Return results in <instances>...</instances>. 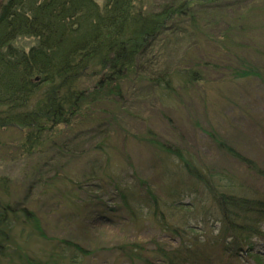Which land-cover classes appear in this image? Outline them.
<instances>
[{"label":"rangeland","instance_id":"obj_1","mask_svg":"<svg viewBox=\"0 0 264 264\" xmlns=\"http://www.w3.org/2000/svg\"><path fill=\"white\" fill-rule=\"evenodd\" d=\"M183 1L186 3L137 0L136 8L160 11L165 5L173 8ZM98 2L105 4V0ZM187 2L193 5V17L200 20L194 23L202 25L206 37L212 39L206 41L204 36H196L193 24L184 20L186 17L169 21L166 31L152 40L144 55L142 64L149 61L143 69H149L148 72L125 79L123 99L111 93L97 97L98 104H92L82 117L52 130L48 128L39 145L27 140L29 129L12 125L0 128V210H32L41 227L36 231L33 224L19 216L13 225L15 238L11 245L8 249L0 247L7 253L0 254V264H25L27 256L32 262L48 264L52 253L63 264H74L70 262L74 259V244L90 253L79 257L81 264H121L123 259L115 250L120 244L136 241L152 247L154 237L156 243L165 241V235L156 228H137L141 223L135 226L117 219H94L93 203L97 204L95 210L106 207V212L121 207L127 218L129 213L122 207L123 200L137 209L144 206L141 209L149 214L146 206L157 197L170 221L176 223L178 219L185 230L187 219L180 211L171 210L170 205L177 200L183 204L194 202L205 207L207 213L189 214L187 221L198 222L196 229L204 228L197 230L199 238L217 241L223 234L217 207L212 205L214 195L184 172L178 153L215 175L220 193L249 199L264 195V82L257 77L234 75V69L246 70L240 60L249 52L244 49L241 56L238 49L232 50L223 63L219 53L222 49L215 44L216 37L231 32L243 48L254 46L258 55L255 63L262 67L264 0ZM36 43L35 38H20L14 45L28 51ZM208 52L215 55L212 62L220 66L209 64ZM225 66L227 71L222 68ZM183 71H200L203 81L175 83L172 102L164 104L157 95L158 86L149 79ZM261 73L264 77V68ZM81 75V90L93 97L103 76L93 72L90 75L85 70ZM101 144L111 148L119 190L115 186L102 187L104 183L99 181L104 165L97 149ZM158 144L170 148L171 154L158 152ZM74 185L80 188L76 190L79 194H75L80 199L76 205ZM85 204L88 207L84 210ZM171 245L175 248L178 244ZM216 247L211 250L217 252L220 261L224 259L222 242ZM256 250L264 258V244H258Z\"/></svg>","mask_w":264,"mask_h":264},{"label":"trees","instance_id":"obj_2","mask_svg":"<svg viewBox=\"0 0 264 264\" xmlns=\"http://www.w3.org/2000/svg\"><path fill=\"white\" fill-rule=\"evenodd\" d=\"M136 1L105 0L104 6H101L98 0H0V128L12 125L19 129H29L27 140L39 145L48 128L52 130L82 117L91 109L92 104H98L95 101L97 97L102 98L111 93L123 99L125 79L139 72H148L149 69H143L149 61L147 59L142 64L144 55L152 40L166 31L171 20L175 22L186 17L184 20L193 24L191 27L196 36H204L206 41L212 39L206 37L202 25L194 23L200 20L193 17L195 10L192 1L188 3L185 0L186 3L183 1L173 8L165 5L160 11L137 9ZM20 38H35L37 43L28 51L21 50L14 45ZM215 44L223 51L219 52L223 63L228 61L232 50L238 49L237 53L241 56L244 49L246 53L249 52L240 60L247 66L246 70L241 72L234 69L233 74L238 78L257 77L264 82L261 73L264 62L262 67L255 63L258 55L254 46L243 48L231 32L216 37ZM214 58L215 55L208 52L209 64L220 66V63L212 62ZM222 68L228 70L226 66ZM84 70L90 72V75L93 72L103 76L100 89L93 97L87 90H81V74ZM179 81L184 84L201 83L203 75L200 71H183L168 74L161 79H149L150 83L158 86L157 95L164 104L172 102L171 92L174 93V84ZM157 146L158 152L171 154L170 148L165 145ZM97 149L100 151V162L104 164L99 177V181L104 183L102 187L115 186L119 190L111 148L101 144ZM229 151L234 157L240 158L235 151ZM177 156L183 161L184 172L213 193L212 205H216L217 214L221 218L223 236L220 235V239L212 242L199 238L197 230L204 228L196 229L198 222L187 221L190 219L188 215L206 210L194 202L183 204L177 200L170 205L171 210L184 214L187 219L185 230L178 224V219L177 224L170 221L163 209L162 200L157 197L150 199V205L146 206L149 214L141 209L144 206L137 209L135 205L123 200L122 207L129 213L127 218L122 214L121 207H116L114 212H106V207L95 210L97 204L93 203L94 219L105 218L108 222L117 219L119 222H132L135 226L141 223L137 227L140 230L156 228L162 236L165 235L163 243H156L157 237H154L152 247L136 241L115 247L123 259L121 264H242V253L239 254L242 249L251 250L253 239L264 236V195L249 199L220 193L215 175L203 167L194 166L182 153ZM77 189L79 191L80 188L74 185V205L80 201L75 195L79 194ZM123 191L122 199L125 198ZM86 207L88 204L83 205L84 210ZM1 209L0 247L8 249L11 245V240L15 238L13 225L19 216L33 224L36 231L41 230L38 216L32 210L24 208L13 213L9 208ZM221 242L224 259L218 263L217 252H212L211 247L218 248L216 245ZM171 243L178 245L173 248ZM74 249V259L70 261L74 264H81L79 257L90 254L75 244ZM0 254L7 255L4 250H0ZM28 257L25 264H43L32 262ZM50 257L48 264H63L55 253ZM258 264H261L259 260Z\"/></svg>","mask_w":264,"mask_h":264}]
</instances>
